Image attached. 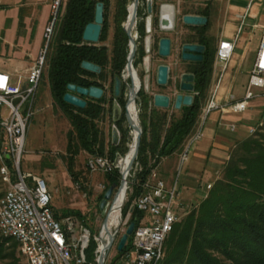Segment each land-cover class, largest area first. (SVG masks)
Masks as SVG:
<instances>
[{
  "label": "rangeland",
  "instance_id": "rangeland-1",
  "mask_svg": "<svg viewBox=\"0 0 264 264\" xmlns=\"http://www.w3.org/2000/svg\"><path fill=\"white\" fill-rule=\"evenodd\" d=\"M116 1L117 0H109L110 4L108 8V16L109 21L111 22V26L105 28L104 31V33H108V39L106 41L102 39L96 43H91L101 47H103L106 43L109 44L108 54L110 57L108 60V64L105 66L103 75L98 77V79H100V81L106 88V101L103 103L105 106V110L98 121V125L101 129L100 137L103 155L106 156L109 160H112V162H114L115 160L113 159V156H116V154H113L114 144L112 142L113 126L116 124V122L114 121L115 101L111 100L114 75L111 60L113 40L111 38L114 32L113 16L116 7ZM205 1L209 2V4L213 5L214 7V10L210 12L213 22L210 26L209 31L216 37L217 26L215 25V21L217 19V12L219 10V7H223L219 0H155L154 10L151 6V11H149L150 6H148L147 1H145L143 7L146 8L145 10H147L148 16H151L153 21L156 23L154 25L152 43L149 51V47H147L148 45H146L147 36L146 38H144L145 40H142L139 31H137V29L133 30L135 36L134 43L137 47V52L139 50L144 51V56L141 59H135V61L133 57L132 60L137 76L140 79V89L138 90V94L135 97V104L141 127L142 121H148L150 118L149 108L145 109L144 105H142L143 96L141 95V92L145 93L149 97L151 103L149 107L154 105L153 95L155 93L163 92L170 95L172 99H175L176 95L181 92L176 85L180 80L181 74L189 68V65L183 64L179 57L181 52V40L184 36L183 34H188L187 37H189V32L192 31L184 25L183 15L186 11L202 12ZM53 2L54 0L49 1L50 15L46 20L47 12L46 6L44 4L38 6L23 4L21 6H16L15 8H10L8 5L1 3L0 0V69H15L14 71H16V74L22 73L24 75H27L30 68L34 65L38 55L40 54V51L48 46L43 75L34 99L33 105L35 112L30 120L28 127L26 149L25 153L23 154L21 169L23 173L29 175L28 177L30 178L28 179V181L31 183L34 176H39L46 180L48 188L52 195V209L56 216L62 218L67 215H75V213L69 214L68 212L70 211L80 212L82 217L78 216L77 214L76 216L82 220L84 225L91 230L94 236L95 234H100L105 220L106 218H108V214L111 211V207L115 199V194L118 191L119 185L124 176L122 169H120L122 173L119 183L116 186L112 197L109 199L105 210L103 211L100 209L99 205L104 198L105 192L108 189L107 187L109 185V181L107 178V173L103 170L92 172L88 168V162L90 158L97 154L82 149L76 156L75 160V168L78 172H80V180L74 181L73 177L69 173L66 157L68 155V132L71 129V124L68 117L54 102L48 81V61L56 43L58 25L61 21V17L65 12L67 0H61L60 7L57 13H54V10L52 8ZM166 2L174 6L175 27L174 29L163 31L158 28L159 8L162 3ZM253 3L255 6L254 8L258 10L260 16L256 19H248L249 23L258 22L264 17V0H253ZM44 20L46 21L44 22ZM50 22H54V30L52 37L47 44L44 32L45 28L47 27V25H49ZM212 27L215 28L212 29ZM40 30H42L41 34ZM256 35L257 37L255 39V42L260 38L259 32ZM163 36H168L172 40L171 54L166 57H162L158 53L159 40ZM39 45H41V48L35 56L34 51L38 48ZM129 50L130 48H128V51ZM238 51L239 50L236 49V52ZM162 64L169 66L167 85L159 84L157 80L158 67ZM213 66L214 68L211 75V83L206 92V97L203 100L202 109L197 120V124L199 125L194 132V135L190 137V140L188 142H185V145H183L182 148L183 150L170 157L163 158L159 165L156 167L158 176L164 179L168 186H172L174 183H176V181L178 184V198L175 205L179 220L174 225V228L179 227L180 229H182L185 225V221H187L189 216L194 212H196L194 218L197 217V215L199 214L198 210L200 209L201 203L209 197L212 189L215 186V183L224 177L225 166L230 163V161L237 160L239 156H243L246 153L239 142L252 136H254L255 138H260L258 135L264 134V132L260 130H257L255 132L250 131L251 128L257 125V123L259 122L258 121L255 125L251 126L248 135H245L246 137L244 136L243 138L235 140V142L232 143L228 148H223L220 146L216 147V149L213 150L215 151L214 154L208 153V157L206 160H204V163L199 156H196L194 162L195 166H197L201 162V164H204V166L206 167L198 177H190V175L186 176V178L193 179L192 181H189L190 184H194V186H192V189H181V185H183V178H185V173H183V170L188 164L189 160L191 163V147L192 144L196 141L193 138L199 131L201 125H203L201 130L203 134V121H206V119L208 118H204L205 108L212 98L213 93L216 89L217 82L220 78L221 65L219 63H216V55ZM226 71L227 73L225 75V78H222L221 83L223 82L224 85L230 87L231 94H233L237 99L243 98L248 86V78H246L245 75H238L239 77L233 78L232 66L228 69L226 68L224 73ZM115 72L117 73V70H115ZM133 74L134 72L130 70L127 62L124 68L120 72H118V75L122 78L124 84L122 97V102L124 104V113L121 123L119 124V126L117 125L121 132L120 142L122 144L121 148L123 150V153L120 151L119 153H121L123 156H125L129 152L134 139V131L136 130L133 127V124L129 122L126 114V109H128L130 105L128 101L131 96ZM253 91L261 97H264V88L262 89L253 87ZM191 94H193L194 96L195 91L191 92ZM226 97L229 98L230 94ZM220 103L223 104L225 102ZM182 108L183 106L180 109H176L173 105H171L169 108L160 109L161 112L168 113L170 120L181 117L183 113ZM261 141L262 143H264L263 140ZM187 149V158L182 162V156ZM116 153H118V151ZM128 164L129 174L123 187V195L118 202V209L121 215L120 222L118 225H115L111 228V231H115L117 229V234L114 242L112 243V246L108 249L105 264H120L119 260H121V255L124 253L126 246L122 251H118V242L121 238V235L128 228L129 224L134 221L132 220V211L134 209L133 203L138 195H136L135 186L132 185V179L135 176L134 174L139 170V167L136 162V158L134 161L130 159ZM12 177L13 179H15L16 175L13 174ZM195 180H197V182ZM7 187L8 185L4 183L0 178V197L3 195ZM129 205L130 210L124 214L125 209L129 207ZM143 218L145 219V214ZM170 234L168 235V237H170ZM0 235H2L1 231ZM132 236L133 234L129 237L126 244L131 241ZM92 240L96 242L98 247L99 242H97L95 239ZM13 242L14 240L7 243V245H11ZM167 245V242H165L163 247V262H165L168 255ZM18 254L20 257L19 263L25 264V260L23 259L22 255L20 253ZM215 254L219 255V257H221L224 262L233 264L231 260L226 259L224 256L218 253ZM88 261L89 264H98L96 262L95 255L93 259H88ZM171 264L181 263L175 262Z\"/></svg>",
  "mask_w": 264,
  "mask_h": 264
},
{
  "label": "trees",
  "instance_id": "trees-1",
  "mask_svg": "<svg viewBox=\"0 0 264 264\" xmlns=\"http://www.w3.org/2000/svg\"><path fill=\"white\" fill-rule=\"evenodd\" d=\"M96 3L95 0H67L65 12L58 25L56 43L48 61V81L52 97L71 124L66 160L74 181L80 180L75 160L82 149L103 155L98 121L105 110L103 103L106 101V88L98 77L103 75L109 57L104 53V47L83 39L86 25L95 19ZM187 27L192 31L198 28L191 25ZM104 30L100 34V40L103 39ZM120 31L118 35L122 41L114 46V56L111 59L114 71L112 101L115 99V76H119L118 72L124 68L128 55V45L123 40L124 32ZM185 41L203 42L198 40L195 34H191ZM215 54L216 50L208 65L203 62L188 70L195 73V95L191 105L183 106L181 117L169 120L167 112H161V109L154 105L149 107V97L141 92L142 105L145 109L149 108L150 118L148 121H142L143 134L136 157L139 170L132 180L136 195L141 193L152 170L162 159L183 150L185 142L194 135L199 125L197 120L203 100L211 83ZM84 60L100 65L102 71L94 73L84 69ZM69 84L100 86L105 90V94L99 99L83 97L87 105L80 108L64 100V95L69 91ZM122 97L123 93L118 101L124 113ZM122 118L123 114L117 122L118 126ZM136 120L139 122L138 116ZM258 136L260 138L252 136L239 142L246 153L225 166L224 177L215 183L209 197L201 203L196 219L194 212L185 221L182 229L174 228L168 240H165L168 244L167 258L165 262L163 258L160 264H228L215 253L231 260L233 264H264V143L261 141L264 142V134ZM121 146V142L113 146L114 155L117 151L123 153ZM121 169L124 176L125 170ZM122 172L114 166V169L107 173V188L113 184L118 185ZM129 210L130 205L124 214ZM68 213L82 217L78 211ZM143 217L144 213L134 207L132 220L138 224ZM13 240L0 235V264H20L18 242L14 240L11 245H7ZM96 248L97 244L92 240L86 250L88 259L94 258Z\"/></svg>",
  "mask_w": 264,
  "mask_h": 264
},
{
  "label": "built area",
  "instance_id": "built-area-1",
  "mask_svg": "<svg viewBox=\"0 0 264 264\" xmlns=\"http://www.w3.org/2000/svg\"><path fill=\"white\" fill-rule=\"evenodd\" d=\"M60 2L61 0H54V13L58 12ZM53 30L54 22H50L44 32L47 44ZM237 40L238 36L224 39L219 44L216 63L221 65V74L205 108L204 118L218 108H228L235 113L244 112L249 109L250 100L258 95L253 87L264 88L263 30L244 97L237 99L230 94L225 103L217 101V90L235 51ZM47 47L40 51L27 75L11 74L0 69V178L8 185L0 197V231L4 237L18 242L25 264H89L86 250L92 239L100 245V236H93L91 230L76 215L58 218L52 209V195L46 180L34 176L31 183L28 181L29 175L21 169ZM204 122L205 120L203 124ZM202 126L194 140L201 138ZM231 129H235V125H231ZM257 130L264 132V113L250 131ZM187 155L188 149L182 156V162ZM88 168L92 172L103 170L109 173L114 169V164L106 156L97 154L90 158ZM156 169L152 170L133 203V207L145 214V219L142 218L136 224L131 241L124 247L120 264H160L164 257L165 240L179 220L175 205L178 198L177 181L168 186L158 176ZM13 174L16 175L15 179ZM98 254L95 250L96 262Z\"/></svg>",
  "mask_w": 264,
  "mask_h": 264
},
{
  "label": "water",
  "instance_id": "water-1",
  "mask_svg": "<svg viewBox=\"0 0 264 264\" xmlns=\"http://www.w3.org/2000/svg\"><path fill=\"white\" fill-rule=\"evenodd\" d=\"M96 3V10H95V19L94 21L88 23L83 32V39L89 43H96L100 40V34L104 22V2L102 0H95ZM138 0H134L133 6H136ZM169 6H172L173 13L170 15L165 14L166 9ZM134 16H130L129 26H128V34L130 37V53L128 55V62L127 65L132 72L136 75L135 67L133 64V57L136 50V45L134 43V38L132 36V23H133ZM175 9L174 6L168 3H163L160 7V18H159V27L160 30L166 31L171 30L174 28L175 24ZM208 21V17L200 14H184L183 15V22L186 25L191 26H201L205 25ZM171 45L172 40L168 36H163L159 40L158 44V53L162 57L169 56L171 54ZM205 50V46L203 44L194 43V42H186L182 45L181 48V56L183 60L186 61H201L203 59V52ZM82 67L86 70H89L94 73H100L102 68L100 65L93 63L88 60H84L82 62ZM168 71L169 66L162 64L158 67V83L159 84H166L168 81ZM195 74L192 72H184L180 78V90L182 93L176 95L174 99L173 106L176 109H180L182 106H189L193 103L194 96L191 94L195 90ZM122 78L117 76L115 78L114 83V121L116 124L113 126V133H112V142L114 145H118L121 140V132L117 126V122L121 119L123 108L118 101L122 93ZM68 92L64 95V100L70 104H73L77 107L84 108L87 105L86 99L83 97H92L99 99L102 97L104 93V89L100 86H78L76 84H69L68 85ZM187 92V93H183ZM138 94V89H136L135 81L133 78L132 86H131V96L129 98L128 103L135 102V97ZM153 104L159 108H169L172 105V98L170 95L166 93H155L153 95ZM126 114L129 119V122L133 124V127L137 130V136L134 139L135 150L132 156V161L135 160L138 154L141 136L143 134V128L140 124L134 125L133 117L131 113H129L128 109H126ZM127 156V154L125 155ZM121 153H116L115 160L113 162L116 168L121 169L122 161L124 157ZM129 174V166L127 167L126 175ZM123 177L118 191L115 194V199L117 198L120 191L123 189L126 181V177ZM117 184L111 185L104 194V198L100 202V209L105 210L109 199L112 197V194L116 188ZM114 199V200H115ZM112 208V207H111ZM108 225V218H106L103 228L99 234L100 236V245L97 247L96 252L99 253L97 255V263L98 264H105L108 249L112 246L117 234V229L115 231H110L107 228ZM136 222L132 221L126 231L121 235V238L118 242V251H122L126 245L127 240L133 234Z\"/></svg>",
  "mask_w": 264,
  "mask_h": 264
},
{
  "label": "crops",
  "instance_id": "crops-1",
  "mask_svg": "<svg viewBox=\"0 0 264 264\" xmlns=\"http://www.w3.org/2000/svg\"><path fill=\"white\" fill-rule=\"evenodd\" d=\"M49 1L50 0H1V3L8 5L10 8H15L16 6H21L23 4L30 6L44 4L46 6L47 20L50 15ZM219 2L223 7H219L217 19L215 21V25L217 26V35L219 38L216 48L218 49L222 40L233 39L238 36L236 48L228 62L227 69L232 66L233 78L239 77L240 75H245L249 81L256 52L260 45L262 32L264 30V17L258 22L249 23L248 19H256L260 16L258 10L254 8L255 6L253 0H219ZM188 14L203 15L198 11ZM46 20H44V22ZM213 28L215 27H212V29ZM258 32L260 34V38L255 42L257 37L256 34H258ZM41 33L42 30H40V34ZM40 48L41 45H39L34 51L35 56L39 52ZM236 49L239 51L236 52ZM4 70L11 74L16 73V71H14L15 69L4 68ZM226 73L227 71L223 74L222 78H225ZM222 84L223 82H220L219 88L217 90V101L223 103L228 99L226 96L231 94V88ZM263 99L264 97H261L260 95H257L251 99L249 109L243 113H235L228 108H218L210 112L204 123L203 134L201 138L192 144L190 153L191 163L189 160L188 164L183 170V173H185V178H183V185H181V189H192L194 184H190L189 181H192L193 179L186 178V176L190 175V177H198L206 167L204 164H201V162L195 166L194 162L196 156H199L204 163V160H206L208 157V153L214 154L215 151L213 150H215L216 147L220 146L223 148H228L232 143L235 142V140L248 135L251 126L255 125L263 115ZM231 125H235V129H231ZM195 181L197 182V180Z\"/></svg>",
  "mask_w": 264,
  "mask_h": 264
},
{
  "label": "flooded vegetation",
  "instance_id": "flooded-vegetation-1",
  "mask_svg": "<svg viewBox=\"0 0 264 264\" xmlns=\"http://www.w3.org/2000/svg\"><path fill=\"white\" fill-rule=\"evenodd\" d=\"M145 1H147L148 6H150L149 7V11H151L150 9H152L151 6L153 7V10H154V2H155V0H138L136 6H133L134 0H117L116 1V7H115V11H114V16H113L114 32H113V35H112V38H111L113 40L112 41V55H111V59L114 56V46L118 42L122 41L119 38L118 31L123 30V32H124L123 40L127 42L128 48H131V46H130V37H129V34H128V26H129L130 16H134L133 23H132V36H133V38L135 39L133 30L137 29V31H139V34H140L142 40L144 38H146V36H147L146 45H148L147 47H149L148 51L150 50V46H151V43H152V34H153V31H154V25H155L156 22L153 21L151 16H148V14H147L148 12H147V10H145L146 8L143 7ZM109 4H110L109 0L104 2V22H103L102 30H104L105 28H108L109 26H111L110 25L111 22L109 21V16H108ZM168 4H170V3H168ZM161 5H160V7H161ZM169 7H172V6H169ZM172 10H173V8H172ZM213 10H214L213 5H211V4H209V2L205 1L202 14L204 16L208 17L207 23L205 25L198 26V28L195 31L189 32V35L195 34V35H197L198 40L201 39V41H203V42L198 41V42H194V43L203 44L205 46V50L203 52V59L201 61H186V60H183L182 56H181V52H180L179 57H180L181 62L183 64H185V65L186 64L189 65V68L186 71H184V72H190V71H188L190 69V67L196 66V65L201 64L203 62L205 63V65H208L210 60H211V58H212V56L214 55L215 50L217 51L216 46H217V41H218L219 38H218L217 35L215 37V35L213 33H210V31H209L210 26H211V24L213 22L212 15L210 14V12L213 11ZM159 18H160V8H159ZM184 25L187 27L186 24H184ZM174 27H175V24H174ZM158 28L160 29V27H158ZM102 30H101V32H102ZM141 30H143L144 32L142 33ZM166 31H168V30H166ZM119 33H121V31ZM183 35L184 36L182 37V40H181V48H182V45L184 43H186L185 40H186V37L188 36V34L187 35L183 34ZM108 36H109L108 33L105 32L103 39L106 41L108 39ZM141 39H139V40H141ZM103 47H104V53L106 55H108V57H110L109 54H108L109 44L106 43V44H104ZM129 53H130V50L128 51V55H129ZM128 55L126 57L127 62H128ZM143 56H144V54L142 55V50H139L137 52V47H136V51H135V54H134V60L135 59H141ZM214 59H215V56H214ZM213 68H214V66H213ZM116 77L117 76H115V78ZM133 78H134V81H135L136 89L139 90L140 89V85H139L140 84V79L135 73L133 74ZM180 78H181V76H180ZM114 83H115V81H114ZM167 84H168V81H167V83L165 85H167ZM123 85L124 84L122 83V93H123V87H124ZM176 86H177L178 89H180V80H179V82L177 83ZM122 93H121V96H122ZM180 93H182V91ZM104 94H105V90H104L103 95ZM173 103H174V99H172V105H173ZM128 109H129V111H130V113H131V115L133 117L134 125L136 126V123L140 124L136 120V117L138 115H137V109H136L135 102H131ZM136 135H137V131H134V138H135Z\"/></svg>",
  "mask_w": 264,
  "mask_h": 264
},
{
  "label": "bare ground",
  "instance_id": "bare-ground-1",
  "mask_svg": "<svg viewBox=\"0 0 264 264\" xmlns=\"http://www.w3.org/2000/svg\"><path fill=\"white\" fill-rule=\"evenodd\" d=\"M173 13V10H172V7H168V9H166V11H165V14H167V15H170L171 16V14ZM136 125H138V123H136ZM136 131V130H135ZM137 136V135H136ZM135 136V137H136ZM135 139V138H134ZM134 149H135V145H134V140H133V142H132V145H131V147H130V150H129V152L127 153V156H125L124 157V159H123V161H122V167L121 168H123L124 170H125V174H124V177L125 176H127L126 175V172H127V167H128V163H129V161H130V159H131V157H132V154H133V152H134ZM126 179H127V177H126ZM123 192H124V190L122 189L121 191H120V193L118 194V196H117V198L114 200V202H113V204H112V208H111V211L109 212V214H108V225H107V228H108V230H110L111 231V228L113 227V226H115V225H118L119 224V222H120V211H119V209H118V202H119V200H120V198L122 197V195H123ZM115 213V214H114ZM114 216H115V218H114Z\"/></svg>",
  "mask_w": 264,
  "mask_h": 264
}]
</instances>
